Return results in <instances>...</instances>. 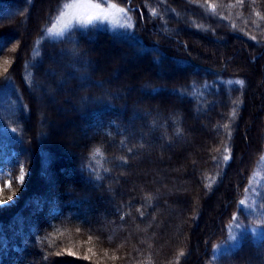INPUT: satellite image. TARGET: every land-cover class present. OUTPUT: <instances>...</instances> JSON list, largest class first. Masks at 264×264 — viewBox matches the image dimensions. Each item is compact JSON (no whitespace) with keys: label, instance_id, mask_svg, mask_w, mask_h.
<instances>
[{"label":"trees","instance_id":"trees-1","mask_svg":"<svg viewBox=\"0 0 264 264\" xmlns=\"http://www.w3.org/2000/svg\"><path fill=\"white\" fill-rule=\"evenodd\" d=\"M116 2L132 29L61 40L42 35L61 0H0V61L13 59L11 83L0 76V167L26 170L0 207V264H177L181 250L179 264H264V196L249 213L238 205L264 153V0H208L215 15L204 0ZM233 214L263 233L214 261ZM64 248L76 255H55Z\"/></svg>","mask_w":264,"mask_h":264},{"label":"snow or ice","instance_id":"snow-or-ice-1","mask_svg":"<svg viewBox=\"0 0 264 264\" xmlns=\"http://www.w3.org/2000/svg\"><path fill=\"white\" fill-rule=\"evenodd\" d=\"M189 2H196V0H189ZM237 4L243 5L244 0H236ZM255 2V0H253ZM130 3V0H129ZM204 4L206 5V8L210 10V13L215 15L216 14V5L212 3H208V0H204ZM228 7H234V5H228ZM131 11L130 7L126 6H120L119 3L116 2V0H70V2H64V0H61V6L58 10V15H56L53 19V22L51 24V27H48L44 32L42 33L44 38L48 37H56L61 40L68 38L69 40H73L75 37L76 30H79L80 32H85L89 30H101L103 28V25L105 22L110 24L112 26V30L116 29L117 27L124 30H129L134 27L132 17L129 15ZM21 15H24L23 12L20 13ZM152 15H156L155 9L152 11ZM257 16L260 15L259 12L256 13ZM197 27H202V25H198ZM251 39L255 40V37H251ZM7 46L6 41H0V52L3 51V49ZM12 51H15L16 49H11ZM71 54L73 57L78 56V52L76 48L74 47L71 50ZM33 56H36V52H33ZM53 63H57L56 56L51 57ZM13 63V59L10 58H3L2 61H0V76L3 77L5 81H7L9 84L11 83V77L9 75V69L11 64ZM29 65L25 64V69H28ZM68 67L75 68V64H70ZM78 70V69H77ZM51 74L53 76L56 75L55 69H51ZM31 72H27L26 79H31ZM82 79H87V77H82ZM227 83L230 85H239L241 88L245 85V81L243 79H236V80H229ZM100 86V85H98ZM38 87V86H37ZM205 88L210 87V85L205 82L204 84ZM193 93H195V88H193ZM181 96L186 95V92L181 91L179 93ZM240 101L239 98L232 101L233 105H236L238 107ZM236 107H233L229 113V118L234 120L236 117ZM214 128L217 126L214 125ZM224 129L227 130V138L231 139V129L229 127V124L225 123L222 125ZM15 132L16 130L13 129ZM176 134L180 135L181 130L179 128L176 129ZM143 147V145H141ZM131 151V149H129ZM100 149L96 148L94 150L96 155L100 154ZM217 152H221V148L216 149ZM222 161L226 165L227 162L230 161L231 157V150L227 144H224L222 147ZM212 159L215 161L217 158L216 156H213ZM261 162H264V155H261L260 157ZM195 163V161L193 162ZM220 166V162H217V167ZM107 171V169H105ZM26 177V170L23 165V163L20 164L19 167V174L15 176L13 179L11 175H6L2 170H0V205L7 206V203L10 201H13L14 196L16 195V191L12 190L14 185H23ZM255 177H253L254 179ZM97 179H99V176H97ZM205 187L207 189H211L212 184L207 183L205 184ZM261 187H264V184L261 185ZM252 188V180L249 181V186L245 188V192H248L249 189ZM6 190L11 191L10 195H7L5 198V192ZM254 191L257 193L258 196H264V191H261V188H255ZM149 201L151 200V197L148 198ZM238 205L242 207H248L246 204L245 199H241L238 201ZM261 207H264V204L261 205ZM139 211V209H137ZM141 216H144V212H140ZM123 216H121V219L123 220ZM195 219V217H193ZM231 220L235 222L237 220L236 214H233ZM237 227L239 225L237 224ZM79 231V229H77ZM92 240V237L89 236V241ZM233 241H237V237L235 234L230 233L225 241H222L221 244L214 245L213 246V257L212 259L215 261L218 259L217 254L219 253L221 247H225L226 252L229 249H234L237 247L236 243H232ZM51 246V245H50ZM62 252H67L68 255H76V253H73L71 249L64 248L60 252H56L55 255L59 256L62 254ZM87 253H92L93 256L96 255L95 252H93L92 248L87 249ZM185 255L184 251L181 250L177 257V264H179V257H183ZM104 256H108V252H104ZM85 260H89L91 257L88 254H85L83 257ZM111 259L115 260L117 257L115 255H112L110 257ZM47 259V257H45Z\"/></svg>","mask_w":264,"mask_h":264},{"label":"rangeland","instance_id":"rangeland-1","mask_svg":"<svg viewBox=\"0 0 264 264\" xmlns=\"http://www.w3.org/2000/svg\"><path fill=\"white\" fill-rule=\"evenodd\" d=\"M203 8H204V10L206 12L210 13V10H208L206 8V6H203ZM105 23H107V22H105ZM116 58L117 59L118 58L122 59L123 57L120 56V57H116ZM166 72H168V70L165 71V73ZM172 74H174V73H172ZM46 105H49V103L48 102L43 103L40 106V109H44V106H46ZM62 131L63 130H61V132ZM67 132H70V131L68 130ZM189 144L190 143H188V141H187L186 143L182 144L183 145L182 147H188ZM263 155H264V153H263ZM0 170L4 171V169H2L1 167H0ZM253 177H255V178L253 179ZM250 179L252 180V188H250L248 192H245L243 197H242V199L246 200V204L248 205V207H242L241 206L242 210L245 211L246 213H249V211H253L255 209L256 204H257V193L254 191V189L255 188H261V185L263 183V180H264V162H261V160L258 162V165L256 166V169H255L254 173L251 175ZM248 186H249V183H248ZM0 207H3V205H0ZM237 224L239 225V227H237ZM248 231L251 232L252 234L256 235V236H261L262 233H263L261 228H257V227H256V229L244 228L241 225V223H239L236 220L235 222H232L230 224L228 235L230 233L235 234L236 237H237V240H238L242 233H245V232H248ZM236 242L237 241H233L232 243H236ZM224 250H225V247H221L219 252L224 251Z\"/></svg>","mask_w":264,"mask_h":264}]
</instances>
